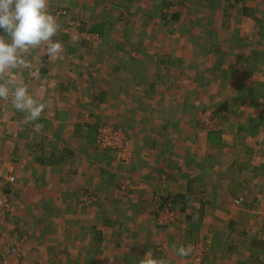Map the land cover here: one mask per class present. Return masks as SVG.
I'll list each match as a JSON object with an SVG mask.
<instances>
[{
	"label": "rangeland",
	"instance_id": "rangeland-1",
	"mask_svg": "<svg viewBox=\"0 0 264 264\" xmlns=\"http://www.w3.org/2000/svg\"><path fill=\"white\" fill-rule=\"evenodd\" d=\"M245 8H248V10ZM49 10L51 13L57 12L53 15L57 17L60 24V30L53 39L61 41L65 46V51L59 59H52L46 55V57H49L47 60L51 61L48 66H52L50 70L52 79L45 84H42L39 78L33 81L30 80L33 87L28 85V89L32 90L33 96L41 98L44 102L47 97L43 95L40 86L47 83H49L48 86L51 83L57 84V78L61 77L62 72L66 74V70L71 66L70 69L76 75L78 74V80L76 81L78 89L81 90L84 85H88L86 91L82 90L80 92L81 98L91 100L89 109L77 111L75 113L76 118L85 122L88 120L89 114L95 115V111L98 115H96L97 118L92 116V120L95 119L94 122L99 125V132L104 129H111L112 134H115V144L122 142L123 151L105 149L99 146L94 133H92L94 134L92 143L81 146L82 150L86 149L84 150L86 153L94 154L96 152L97 158L100 157L103 160L104 164L97 166V168H100L99 171L102 170L106 179L103 180V177L97 176L96 183L92 180L91 184L93 185L90 187L87 186L85 181H82L85 184H82L81 191L76 195L74 193V198L70 195L66 197V206L59 198V206L68 210L72 216V213H74V216L77 215V218L82 219L74 224L70 222L68 225L70 230L74 228V232L82 235L81 239L75 237L78 241L76 245L73 244V239L65 236L70 241L67 246L76 247L75 249L78 252H48L47 255H45V252H40V255L36 256L40 261L38 259L36 264H42L41 259L44 260L45 258L44 264H52L51 262L54 264H139L145 255L165 258L175 264H181L183 260L174 254L173 247V245L179 246L181 244L185 246L190 244L193 248L191 253L194 259L193 262L201 264L202 255L209 252L206 246H209L208 242L214 244L215 236L213 237L211 232L207 235L203 230V226L198 223L199 210L194 214L195 208L191 210L187 208L191 213L186 215L187 210H184L181 206L186 204L185 196H183L185 194L183 190L185 189L179 187L178 184L176 186L165 175L158 179L156 188L152 184L151 189L154 188L157 192L153 193L151 199L145 200L137 196L135 198L129 194L132 189L139 191L144 186L137 187V185L132 184L131 178L133 177H130L131 171L127 167L133 155L131 147L132 128L128 124L137 122L138 118L149 119L150 122H152L150 119L153 118L158 120V117H162V113L163 115L166 114L163 111L165 100L172 99L176 90L178 93L177 98H182V95H185L186 99L184 100L186 103L196 105L192 113V120L193 125L196 124L199 133L223 131L231 126L230 133L234 134L240 142L244 140L245 132L240 129L243 125H250L253 131L250 133L251 135L259 131L264 133V62L262 59L255 60L252 56V52L257 50L255 47L259 46L260 48L262 41H264V0H127V3L123 0H49ZM1 34L4 33L1 32ZM125 38L139 43L142 40L138 39H144L145 43L148 44L146 46L143 45L144 43L140 44L144 51L138 54V58L141 59L140 66L137 68L139 73L132 72L127 76L130 80H128L127 90H124L123 97L110 100L106 106L97 107L98 101L95 97L101 91V87H112L111 82L104 81L107 77H103V74L97 75L98 73H105V69H103L105 64L100 63H104L103 60L108 57L110 49L121 44L123 40H126ZM166 40H169L171 46H174L176 42H184L188 43L187 49L192 47L194 54L192 62L184 64L187 69L186 74L189 76L188 82L180 86V89L174 87L165 95H157L151 90L143 91V88L147 85H139L137 91H131V79H135V77L138 82H142L141 75L158 76L160 77L158 83H160L168 76L166 74L167 63L172 57L157 51L158 49L155 47L157 43ZM94 44L95 46L97 44L101 45L99 51ZM95 55L99 56L100 63L98 64L103 65L102 68L94 67L92 56L95 57ZM42 56H45L43 47L34 50L28 59L36 61L43 58ZM64 59L65 62L56 66L57 61ZM176 62L172 63L171 66L180 65L179 62ZM38 65L32 63V70L16 71H21L20 74L28 73L29 78L31 76L35 77L37 73L36 66ZM57 67L59 68L57 69ZM88 76H95L96 78L93 81V77ZM97 76L104 79H99ZM252 90L258 92L259 96L262 95V98L252 99ZM53 99L60 100L62 98L55 97ZM53 99L50 100L51 107L55 106ZM177 100L181 103V99ZM102 109L106 110L109 115L115 114L116 117L102 115V112H100ZM9 110H15L12 107L11 99L0 100L1 185L6 181L5 178L9 175L10 168L14 172L18 171L14 166L16 161L23 166V162L14 159V157L23 155L24 143L21 148L17 149V153L10 150L12 148L10 145L12 138L8 134L11 133L9 122L12 118L9 117ZM51 111L54 114L52 109ZM23 115L25 116L24 113L17 111L14 117L19 119V116ZM48 116H52L50 112H48ZM207 116L210 123L205 125L201 120L207 118ZM76 118L74 116L67 117V121L64 122V126L68 130L71 129L69 135L74 137L75 132L72 130L76 131V128L79 127V124L76 125ZM149 121L147 122L148 125ZM160 123L164 125V122ZM254 127L260 130H256ZM82 131L86 132L88 130L84 128ZM241 146L237 145L235 150L237 153L243 152L244 157L247 155V151ZM73 147L76 146L73 145ZM176 154L177 156L174 155V158L177 161V166L185 168V165H181L185 162V154L181 151L176 152ZM107 162H109L108 167H106ZM195 167L199 168V166ZM244 173H249L245 176H248L250 181L252 178L249 177L264 174V166L257 171ZM14 176L16 177V175ZM242 182H245L243 178L240 187L244 185ZM252 182L249 183L251 187H246L243 193V196H247L246 199H248L246 205H250L251 208L255 209L253 214H256V216H264L262 215L264 213V187L262 184L257 185L258 182H256V185H251ZM230 186H227V188L231 189ZM42 188L41 192L43 190L47 191L44 185H42ZM106 191L109 193L106 194ZM194 194L192 199L187 200V207L200 204L197 201L200 194ZM224 194L228 193L225 192ZM231 194L230 200H233L234 196H241V194H235V192ZM225 196H223L225 200L222 199L223 202H220L219 208L223 209V213H228L231 211L226 208L231 201L229 196ZM101 198L106 201L113 199V201L106 208L101 209L96 206ZM128 198L131 199L130 202ZM105 200L101 202L104 204ZM233 203L238 204L234 200ZM44 205L47 210H50L48 203ZM144 205H150L146 215L154 218L155 228L160 229L162 232L160 242L153 240L151 236L144 237L150 232H143L142 229H148L149 227L153 229L152 224L150 226L139 224L142 215L140 207ZM50 207H52L51 203ZM41 209H43V206ZM93 209H96V213ZM209 212L213 213L212 211ZM1 214L3 213L1 212ZM11 216L13 217L12 214ZM187 216L189 217L188 221L186 220ZM17 218L20 220L19 216ZM104 220H110L113 224L99 227L100 225L97 222H104ZM87 221L91 223L87 224ZM93 222L96 223V227L89 228ZM14 227H18V225H14ZM197 232H201V234ZM101 233L103 240L99 245L97 242L102 238ZM57 234L61 235V232L58 231ZM10 235L9 232L8 236L10 237ZM88 237H90V243H85L84 240L81 241L83 238L87 239ZM16 240L17 244L15 245L18 247L15 246L14 253L11 254L13 246L7 247L6 251L2 252L7 263L34 264L32 261H36L35 256L30 255L31 258L28 256L26 258V255L23 254L29 238H17ZM39 241H34L37 245L35 249L39 246ZM144 245H147L144 249L145 252H138V248L142 249ZM247 248L249 252H252L253 247L251 245L248 244ZM212 251L216 252L213 246ZM187 259H189V256ZM210 264L217 263L214 260Z\"/></svg>",
	"mask_w": 264,
	"mask_h": 264
},
{
	"label": "crops",
	"instance_id": "crops-1",
	"mask_svg": "<svg viewBox=\"0 0 264 264\" xmlns=\"http://www.w3.org/2000/svg\"><path fill=\"white\" fill-rule=\"evenodd\" d=\"M123 1L127 3V0ZM1 32L3 31L0 30V35H2ZM125 39L121 44L110 49L111 52L109 51L108 57H105L106 60H103L104 63H100L98 55L92 56L95 68H102L103 65H99L98 63L105 64L103 66L105 73H98L97 75L103 74V77H107V79L99 76L97 78L104 79L108 83L111 82L112 86L101 87V91L95 97L98 101L97 107L106 106L110 100L123 97L125 94L124 90H127L128 80H130L127 76L132 72L139 73L137 68L140 66L141 59L138 58V54L144 51L140 44L144 43V46L148 44L145 43L144 39H138L142 40L141 43ZM187 45L188 43L176 42L174 46H171L169 40L157 43L155 46L158 49L157 51L166 53L172 57L167 63L166 74L168 76L160 83H158V80H160L158 76L141 75L142 82H138L135 77V79H131V91H137L136 89L139 85H147L143 88V91L151 90L157 93V95L168 94L174 87L180 89V86H183L189 80L184 64L186 62L190 64L194 55L192 47H188L187 49ZM95 47L99 51L101 45L97 44ZM255 48L258 49L259 46ZM135 55L136 57L134 58ZM42 57L36 61L29 59L31 64H39L36 66L37 73L35 77L31 76L29 78L28 73L20 74L21 71L11 72L10 77L32 87L33 85L30 83V80L33 81L39 78L42 84L49 82L52 79L50 76L52 66H48L51 64V61L47 60L49 57H46V54ZM65 61V59L57 61L56 66L58 64L61 65ZM176 61L180 65L171 66ZM70 68L71 66L66 70V74L62 72L61 77L57 78V84L51 83L48 86L49 83H47L40 86V89L43 90V95L47 97L44 101L47 111H43L39 120L26 123L24 115L19 116V119H17V117H14L17 111L9 110V117L12 118L9 122L10 124L8 123L11 129V133L8 135L12 138L10 142L12 148L10 150L13 153H17V149L21 148L24 143L23 155L14 157V159H19L23 162L24 168L16 161L14 166L18 171L14 172L10 168L8 173L16 175L15 184L9 185L6 181L3 185L0 184V190L1 188L5 190L9 186L13 191L10 209L2 212L3 214L0 213V257L4 255L2 252L6 251L7 247L17 244V238L24 239L25 237H28L29 240L23 254L26 255V258L30 255L35 256L36 261H32L34 264L38 263L37 260L39 258H36V256L40 255V252H45V255L48 252H78L75 249L76 247L67 246L70 241L65 236L73 239V244L76 245L78 242L76 238L81 239L82 235L74 232V228L70 230L68 225L70 222L74 224L76 221L82 219L77 218V215L74 216V213H72V216L68 210L59 206V198H61L60 201L65 205L66 197L70 195V197L74 198V193L76 195V193L81 191L82 184L87 183V186L90 187L93 185L91 181L95 182L97 176L103 177V180L106 179L103 176L102 170L99 171L100 168H97V166L104 164L103 160L100 157L97 158L98 155H96L95 151L93 152L96 154H90L84 151L86 149L82 150L81 148L84 144L92 143L95 134L93 130L94 121L96 120H92L93 114H89V118L85 122L76 118L75 113L80 109H87L91 105V100L87 98L83 100L81 98L80 92L82 90L86 91L88 85H84L81 90L80 88L78 89V86H76L78 74L76 75ZM32 69L30 68L29 70ZM88 77H93V81L96 78L95 76ZM36 88L38 87L36 86ZM252 92L253 97L250 95L252 99L257 100L262 98V95L259 96L258 92L254 90ZM29 93L33 94L30 88ZM174 93L175 96L172 99L168 98L165 100L163 111L166 114L163 115L162 113V117H158V120L153 118L150 119L152 120L150 122L149 119L138 118L137 122H130L128 124L132 128L133 139L131 147L133 155L127 167L131 171L130 177H133L131 178L132 184L137 185V187L144 186L139 191L132 189L129 194L135 198L151 199L153 193L157 192L156 189H151L152 184L156 188L158 179L166 175L176 186L178 184L179 187L185 189L183 190V193H185L183 196H185L184 200L186 204L183 205V209L187 210L189 208L191 210L195 208L194 214L199 210L200 217L197 218L198 223L203 226V230H205L207 235L211 232L213 233V237L215 236L214 244L208 242L209 246L207 245L206 248L209 249V252L202 255L201 264H210L214 260L217 264H264V216L253 214L255 209L251 208L250 205H246L248 199H246L247 196H243L245 188L251 187L249 185L250 181H253L251 185H256V182H258L257 185L262 184L264 187V174L256 177L251 173L253 177H249L252 178L249 181L248 176H245L249 175V173H244L247 171H257L260 167L264 166V133L259 131L251 135L250 133L253 131L250 125H243L240 129L245 133L244 140L241 142L237 140L234 134L230 133L229 129L231 126L223 131L206 134L199 133L196 129V124L193 125L192 120V113L196 105L194 103H186L184 100L186 99L185 95H182V98H177L178 93L176 90ZM55 97L62 99L55 100L53 99ZM52 99L55 105L53 107L50 106V100ZM177 99H181V103ZM51 109L54 111V114ZM48 112L53 117L48 116ZM100 112H102V115L108 117H116L115 114L109 115L104 109ZM94 113L97 118L96 115L98 114L95 111ZM72 116L77 120L76 125L79 124L76 131L72 130L75 132V137L73 135L70 136L69 132L71 129L68 130L64 126L67 117ZM148 121L149 125L147 124ZM159 121L164 122V125ZM88 124H92V127H89ZM36 125H41L42 127L37 129ZM237 126L239 125L237 124ZM84 128H87L88 131L83 132ZM254 128L260 130L257 127ZM72 144L76 147L74 148ZM237 145H242L241 147L247 151L246 156L243 157V152H236L235 147ZM180 151L185 154V162L181 163L182 166L185 165V168L177 166V161L174 158V155L177 156L176 152L179 153ZM108 163L106 167H108ZM195 166H199V168ZM242 178L246 183L242 182L244 185L240 187ZM18 180L19 182L17 183ZM82 181H85V183ZM231 184L232 186H230ZM42 185L45 186L47 191L43 190L41 192V189H43ZM227 186H230L231 189L227 188ZM225 192L228 194L223 195ZM232 192L241 194V196H234V201L238 198H242V201L234 204L233 200H230ZM108 193L106 191V194ZM194 193L200 194V197L197 198L200 204L198 206L191 207L190 205V207H187V200L192 199V195H195ZM225 195L229 196V200L231 201L226 208L231 211L228 213H223V209L219 208L223 200H225L223 197ZM102 200L105 199L101 198L98 203L95 202L97 204L95 205L101 209L106 208L113 201V199H109V201L105 200L103 204ZM128 200L129 202L131 201L130 198ZM49 202L52 207H50ZM46 203H48L50 210L46 209L44 205ZM42 206L43 209H41ZM61 209L63 210L60 211ZM140 209L142 215L140 216L139 224L153 225V229L150 227L142 229L143 232H150V234L144 237L151 236L153 240L160 242L162 239L161 230L155 228L154 218L146 215L150 209V205H144ZM93 210L96 213V209ZM190 210H187L186 215H190ZM104 211L106 212L107 210ZM11 214L13 217H10ZM18 216L20 220H18ZM188 218L187 216V221ZM90 223V221H87V224ZM98 223L99 227L113 224L110 220H104V222L98 221ZM14 225H18V227H14ZM90 227H96V223L93 222ZM99 227L97 228L99 229ZM58 231L61 232V235L57 234ZM9 232L11 234L10 237L8 236ZM198 234H201V232ZM101 237L100 241L97 242L99 245L103 240L102 233ZM35 240H40L37 249H35L37 246L34 243ZM83 240L85 243H90V237L87 239L83 238L81 241ZM248 244L253 247L252 252L247 250ZM212 246L216 252L212 251ZM146 247L147 245H144L142 249L138 248V252H145L144 249ZM45 259H41L42 264H44ZM180 259L185 264H196V262H193L192 254L191 256L189 255V259L187 257H181ZM179 260L177 261L179 262ZM51 263L54 264L53 262ZM170 264L175 263L170 262Z\"/></svg>",
	"mask_w": 264,
	"mask_h": 264
},
{
	"label": "clouds",
	"instance_id": "clouds-1",
	"mask_svg": "<svg viewBox=\"0 0 264 264\" xmlns=\"http://www.w3.org/2000/svg\"><path fill=\"white\" fill-rule=\"evenodd\" d=\"M0 30L4 33L0 35V100L10 98L12 107L25 114L26 123L37 121L45 103L29 93L27 84L11 78L10 73L30 69L28 57L41 47L50 58H61L65 46L53 39L60 30L58 19L49 10V0H0ZM173 247L180 257H188L193 251L190 244ZM139 264H170V261L145 255Z\"/></svg>",
	"mask_w": 264,
	"mask_h": 264
},
{
	"label": "built area",
	"instance_id": "built-area-1",
	"mask_svg": "<svg viewBox=\"0 0 264 264\" xmlns=\"http://www.w3.org/2000/svg\"><path fill=\"white\" fill-rule=\"evenodd\" d=\"M56 13L57 12L54 11L52 14H56ZM201 121L205 125L210 123V119L208 116L207 118H203ZM114 135L112 134L111 129L109 130L104 129L102 132H99V134L96 136L97 144L105 149L108 148L110 150H118V151L122 150L123 151L122 142H120V144H115ZM125 139H127V137H125ZM15 181H16V177L13 174H9L6 178V183H8L9 185H13ZM12 193L13 191L11 188H9V186L6 187L5 190L1 188L0 190V213L8 211L10 209L12 205V202H11ZM241 201H242V198L235 199L236 203H239ZM15 246L16 248L18 247L17 245H13V247L11 248V254L14 253ZM1 264H8L5 258L2 260Z\"/></svg>",
	"mask_w": 264,
	"mask_h": 264
},
{
	"label": "trees",
	"instance_id": "trees-1",
	"mask_svg": "<svg viewBox=\"0 0 264 264\" xmlns=\"http://www.w3.org/2000/svg\"><path fill=\"white\" fill-rule=\"evenodd\" d=\"M245 9L248 10V8H245ZM263 44H264V41H262L261 47H262ZM261 47L258 48L257 50H254L252 52V56L254 57L255 60L262 59V61L264 62V46L262 48ZM93 116H95V115L93 114ZM88 125H89V127H92V124H88ZM93 130L95 131V135L97 136L98 133H99V125L97 123L94 124ZM181 206H183V204ZM3 259H4L3 256L0 257V264H1Z\"/></svg>",
	"mask_w": 264,
	"mask_h": 264
}]
</instances>
